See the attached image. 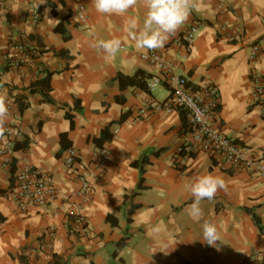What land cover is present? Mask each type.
<instances>
[{
    "label": "crops",
    "instance_id": "obj_1",
    "mask_svg": "<svg viewBox=\"0 0 264 264\" xmlns=\"http://www.w3.org/2000/svg\"><path fill=\"white\" fill-rule=\"evenodd\" d=\"M79 4L90 29L75 21ZM127 16L142 25L146 10ZM126 18L97 13L92 0H0V82L10 110L5 126L18 132L0 142V152L10 141L13 150L8 166L0 158V264H264V180L203 152L180 156L191 134L184 111L139 116L147 105L170 101L171 90L159 86L169 92L161 99L159 87L147 93L122 89L119 81L143 72L152 77L148 86L162 72L141 55H162L190 93L218 89L214 126L264 161V98L254 100L256 82L264 86V0H203L157 51L135 48ZM225 26L242 39L232 41ZM192 27L198 33L188 46L184 36ZM113 38L122 48L106 59L94 45ZM70 149L77 153L72 168L65 164ZM104 149L110 158L102 170L96 163ZM144 156L142 176L134 164ZM26 168L53 177L55 202L22 209L15 177ZM82 174L91 186L86 197L76 195ZM208 174L222 177L228 191L203 201L204 215L194 222L188 186ZM204 222L221 230L215 246L202 240Z\"/></svg>",
    "mask_w": 264,
    "mask_h": 264
},
{
    "label": "built area",
    "instance_id": "obj_2",
    "mask_svg": "<svg viewBox=\"0 0 264 264\" xmlns=\"http://www.w3.org/2000/svg\"><path fill=\"white\" fill-rule=\"evenodd\" d=\"M87 19L86 7L83 4H79L75 17L76 23L88 28ZM33 21H40L38 11L33 13ZM223 31L232 41H240L242 39V34L238 29L231 28L229 30L225 26ZM197 33V27H192L186 33L184 40L188 46L194 44ZM19 50L23 51V48H19ZM257 51L258 48L254 46L252 55H256ZM141 57L151 61L162 72L160 77L153 78L148 82V90L153 91L157 87L164 85L171 90L172 97L170 101L162 104L147 105L139 111V116H148L151 111L165 114H172L176 110L187 112L191 129L190 140L181 148L180 153L185 151L187 158H190L191 154L195 155L198 152H203L212 158L220 159L226 167L232 170H245L264 180V161L224 136L214 126L212 117L219 104L218 89L208 86L197 94L190 93L187 89L186 79L176 74L174 65L165 57L155 52L141 55ZM262 98H264V86L258 80L254 91V100L260 101ZM6 128L8 129L6 136L9 139L17 136V129L12 125ZM12 154V143L10 141L8 147L0 152V158H3L4 166L9 165ZM76 158V151L70 149L68 157L65 159V164L70 168L74 167ZM109 158L110 153L108 150L100 151L96 166L99 169H105ZM15 180L18 201L22 209L46 207L48 204L55 202L58 197V190L53 177L39 169H23L16 174ZM79 180L81 187L76 195L86 197L91 190L89 176L85 174L79 175ZM72 217L78 224H82L84 221L82 217L76 215ZM216 256H219V253Z\"/></svg>",
    "mask_w": 264,
    "mask_h": 264
},
{
    "label": "clouds",
    "instance_id": "obj_3",
    "mask_svg": "<svg viewBox=\"0 0 264 264\" xmlns=\"http://www.w3.org/2000/svg\"><path fill=\"white\" fill-rule=\"evenodd\" d=\"M97 13L126 18L125 31L137 50L157 51L163 49L169 39L189 20L191 14L200 11L203 0H92ZM143 7L146 16L141 25L136 17L127 14ZM122 40L113 38L99 40L95 47L102 49L106 59L114 58L121 51ZM10 115L8 107V90L0 82V142L6 141V123ZM193 196V202L188 206V215L194 222H200L204 213L201 207L203 201H213L221 191H228V183L219 176L208 174L198 177L188 186ZM159 232V226L153 228ZM221 239V230L211 222L202 225V240L209 246H215Z\"/></svg>",
    "mask_w": 264,
    "mask_h": 264
},
{
    "label": "trees",
    "instance_id": "obj_4",
    "mask_svg": "<svg viewBox=\"0 0 264 264\" xmlns=\"http://www.w3.org/2000/svg\"><path fill=\"white\" fill-rule=\"evenodd\" d=\"M58 30H59V27H58ZM18 65H21L22 63L19 62L17 63ZM10 68V63L5 67V71L9 70ZM152 77L147 75V74H144L143 72H137L134 76L132 77H125V76H120L119 77V81H120V85L122 87V89H125V88H135V89H140L142 91H145L147 93H149L150 91L148 90L147 88V81L149 79H151ZM36 87H41L42 89L44 88L41 83H37L35 84ZM172 97V94L170 96V99ZM20 108L21 110L23 111V108L24 106H22L20 104ZM219 110V107L216 109V111ZM185 113L187 114V112L184 111L183 113V119H184V127H188V130L190 129V126H189V121L187 123L186 121V117L188 118V114L185 115ZM190 132H191V129H190ZM16 150L18 149V147L15 148ZM180 156L184 157L186 156V153L185 151H182L180 153ZM194 156V154H191L190 157L192 158ZM148 163V156H144L142 157V159L140 161H138L137 163L134 164L135 168H138L140 169V172L142 174V176L144 175V168L143 166L146 165ZM140 189H142L140 187ZM137 209V207H132V209H130V214H134L135 210ZM132 215H130L129 219H128V223H131V217Z\"/></svg>",
    "mask_w": 264,
    "mask_h": 264
},
{
    "label": "rangeland",
    "instance_id": "obj_5",
    "mask_svg": "<svg viewBox=\"0 0 264 264\" xmlns=\"http://www.w3.org/2000/svg\"><path fill=\"white\" fill-rule=\"evenodd\" d=\"M156 92H157V96L161 99L164 98L165 96L167 97L169 94V92L164 87L157 88Z\"/></svg>",
    "mask_w": 264,
    "mask_h": 264
}]
</instances>
